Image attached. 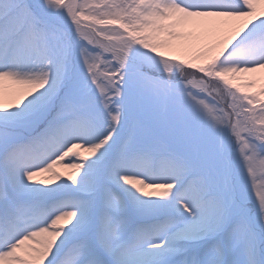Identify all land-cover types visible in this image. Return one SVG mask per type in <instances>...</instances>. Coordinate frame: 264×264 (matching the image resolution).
<instances>
[{
  "label": "snow or ice",
  "instance_id": "6c2138e0",
  "mask_svg": "<svg viewBox=\"0 0 264 264\" xmlns=\"http://www.w3.org/2000/svg\"><path fill=\"white\" fill-rule=\"evenodd\" d=\"M0 264H264V0H0Z\"/></svg>",
  "mask_w": 264,
  "mask_h": 264
},
{
  "label": "rangeland",
  "instance_id": "374dc122",
  "mask_svg": "<svg viewBox=\"0 0 264 264\" xmlns=\"http://www.w3.org/2000/svg\"><path fill=\"white\" fill-rule=\"evenodd\" d=\"M74 151H77V152H82L83 150L82 149H79V148H76V149H74ZM58 167V166H57ZM63 170V169H62ZM65 171H67V170H65Z\"/></svg>",
  "mask_w": 264,
  "mask_h": 264
},
{
  "label": "trees",
  "instance_id": "16d2710c",
  "mask_svg": "<svg viewBox=\"0 0 264 264\" xmlns=\"http://www.w3.org/2000/svg\"><path fill=\"white\" fill-rule=\"evenodd\" d=\"M61 166L58 165V168H60Z\"/></svg>",
  "mask_w": 264,
  "mask_h": 264
}]
</instances>
